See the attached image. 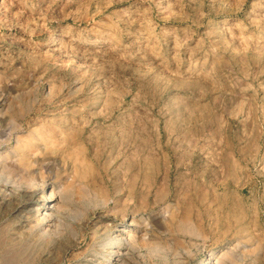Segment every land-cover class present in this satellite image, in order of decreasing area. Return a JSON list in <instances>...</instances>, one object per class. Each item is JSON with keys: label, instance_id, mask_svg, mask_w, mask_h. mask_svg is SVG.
Wrapping results in <instances>:
<instances>
[{"label": "rangeland", "instance_id": "374dc122", "mask_svg": "<svg viewBox=\"0 0 264 264\" xmlns=\"http://www.w3.org/2000/svg\"><path fill=\"white\" fill-rule=\"evenodd\" d=\"M0 264H264V0H0Z\"/></svg>", "mask_w": 264, "mask_h": 264}, {"label": "bare ground", "instance_id": "6f19581e", "mask_svg": "<svg viewBox=\"0 0 264 264\" xmlns=\"http://www.w3.org/2000/svg\"><path fill=\"white\" fill-rule=\"evenodd\" d=\"M45 208H46V207L43 208V211L46 210ZM44 215L47 216V217H49V214H44ZM47 217H46V218H47Z\"/></svg>", "mask_w": 264, "mask_h": 264}]
</instances>
